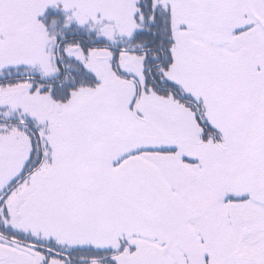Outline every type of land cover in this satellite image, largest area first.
<instances>
[{
    "label": "snow or ice",
    "instance_id": "snow-or-ice-1",
    "mask_svg": "<svg viewBox=\"0 0 264 264\" xmlns=\"http://www.w3.org/2000/svg\"><path fill=\"white\" fill-rule=\"evenodd\" d=\"M0 264H264V0H0Z\"/></svg>",
    "mask_w": 264,
    "mask_h": 264
}]
</instances>
